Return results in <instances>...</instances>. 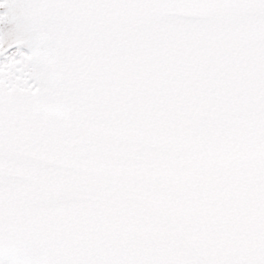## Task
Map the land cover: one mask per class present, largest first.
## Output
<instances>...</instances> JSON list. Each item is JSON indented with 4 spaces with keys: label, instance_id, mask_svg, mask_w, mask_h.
<instances>
[{
    "label": "snow or ice",
    "instance_id": "6c2138e0",
    "mask_svg": "<svg viewBox=\"0 0 264 264\" xmlns=\"http://www.w3.org/2000/svg\"><path fill=\"white\" fill-rule=\"evenodd\" d=\"M0 264H264V0H0Z\"/></svg>",
    "mask_w": 264,
    "mask_h": 264
}]
</instances>
